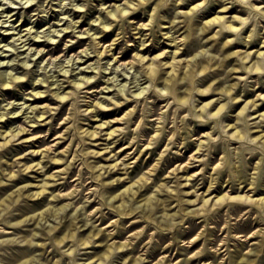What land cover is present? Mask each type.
<instances>
[{"label": "rangeland", "instance_id": "1", "mask_svg": "<svg viewBox=\"0 0 264 264\" xmlns=\"http://www.w3.org/2000/svg\"><path fill=\"white\" fill-rule=\"evenodd\" d=\"M117 5L124 9L122 14ZM225 6L231 8L223 10ZM217 14L236 16V31H220L221 25L202 29L204 21ZM67 25L68 30H62ZM35 34L47 35L35 37L40 42L32 44L29 41ZM0 41V70L4 68L25 81L13 84L12 95L6 94L0 82V112L5 113L0 119V185L7 187L0 190V202L5 199V205L9 204L0 212V264H131L139 256L146 257L143 264H154L163 255L177 264H264V206L256 200L238 198L209 206L225 192L255 199L264 196V142L263 138L254 139L264 131H257L264 128V117L253 118L264 111V56H253L256 50L264 51V0H0ZM56 46L53 55L47 54ZM86 46L90 54L82 52ZM105 47L110 50L96 55ZM163 51L166 54L160 56ZM249 51L253 53L246 57ZM140 54L146 56L142 62L138 61ZM89 55L91 59L85 62ZM153 58L167 62L163 77L147 76L146 68ZM171 60L181 76L185 70L197 68L198 60L205 66L216 60L219 63L204 73L178 80V90L188 97L182 104L174 98V86L165 88L162 82L169 75L166 71ZM92 63L95 68L87 67ZM84 75L92 76L93 86L75 85L74 79ZM219 83L234 85L236 103L223 94L220 101L225 111L215 117L210 114L213 104L200 107L221 97L216 88ZM210 86L214 87L208 95L196 91V87ZM39 90H43L42 96L34 95ZM57 90L60 95L69 93V97L60 101L54 94ZM249 100L259 104L257 113L255 106L242 110ZM96 102L103 106H96ZM119 103L123 104L119 112L103 114ZM29 105L34 109H26ZM63 105L64 113L55 118ZM132 109H136L135 114H129ZM43 110L46 113L37 117ZM249 112L252 115L248 116ZM140 121L148 129L145 133L138 128ZM235 122L236 137L231 135V126H225ZM258 122L261 128L256 126ZM40 124H44L42 129H35ZM21 125L30 130L20 139L6 134ZM87 129L101 132L90 136ZM113 129L115 132L109 134ZM48 132L49 139L40 142L39 135ZM7 139L13 141L3 145ZM187 143L190 146H185ZM178 154L182 158L167 164V157ZM191 154L195 157L190 167L173 173L181 162L190 161ZM38 162L44 166L25 169ZM115 162L119 165L111 170L100 169ZM68 163L70 171L66 173ZM11 166L17 174L14 179L7 174ZM100 172L104 173L98 176ZM53 173L58 175L51 177ZM146 175L149 178L141 187V196L137 192L132 197L124 190ZM67 176L69 181L63 184ZM103 179L107 184L114 181L116 190L102 188ZM46 181L47 190L39 196L29 197V190L20 195L17 190L27 185L30 192H37ZM66 188L77 190L68 197H54L67 192ZM97 188H102L101 193ZM137 188L135 183L133 190ZM114 194L117 197L111 198ZM150 196L156 218L141 216L140 208L123 215L116 208L124 202L129 209ZM207 198L208 208L202 210ZM67 203L58 213L45 214L39 223L29 218L20 221L24 206L31 209L29 215L41 216L48 208ZM76 207L92 224L103 228V241L57 243L46 234L48 226L59 229L65 218L73 221L69 230L78 231L76 223L82 215ZM186 207L201 212L184 215ZM102 215L106 216L103 223ZM134 220L138 222L126 231ZM192 220L198 228L187 235ZM121 229L126 232L120 235ZM143 229L146 235L140 247L129 251L130 244L99 259L109 243L126 239L137 242L136 234ZM195 234L199 238L190 245L189 239ZM195 253L197 257L191 256ZM187 257L190 259L182 263ZM247 257L256 260L248 263Z\"/></svg>", "mask_w": 264, "mask_h": 264}, {"label": "bare ground", "instance_id": "2", "mask_svg": "<svg viewBox=\"0 0 264 264\" xmlns=\"http://www.w3.org/2000/svg\"><path fill=\"white\" fill-rule=\"evenodd\" d=\"M243 1H247V0H243ZM2 2V1H1ZM16 2V1H15ZM22 2V1H21ZM199 6V5H198ZM232 7H234L235 8V6H232ZM117 8H118V10H119V14H122L123 13V8L122 7H120V5H117ZM195 7L193 6V7H191L190 8V10L189 11H185V13H188V12H190L192 9H194ZM229 8H231V7H229V6H225L224 7V9L223 10H228ZM12 11V10H11ZM19 12H20V10H19ZM110 12H112V10H109V13ZM16 14V13H15ZM15 14H12V16L13 15H15ZM137 16H140V14H138ZM19 19V18H18ZM236 20V16H227V15H219V14H217V15H215V16H213V17H211V18H208L207 20H205L204 21V25L202 26V29H204V27L205 26H207V27H212V26H214V25H221L222 27H221V29H220V31H222V30H226V31H236V26L233 24V22ZM73 25V24H72ZM71 25V26H72ZM143 26H145L146 24H142ZM68 28H69V25H67L66 27H64L62 30H64V29H67L68 30ZM6 30H9V28H6ZM57 30V29H56ZM60 30H57V32H59ZM89 31V30H88ZM28 32H32V30H31V28H29V31ZM27 32V33H28ZM27 33H25L24 35H22V36H25ZM107 34V33H106ZM105 34V35H106ZM47 34H45V35H38V34H35L34 35V37L33 38H31V40L29 41V42H31L32 41V44H36V43H38V42H40L39 40H34V38L35 37H42V36H46ZM20 38H22L21 36L20 37H18V39H20ZM49 38V37H48ZM27 39H30V37H28ZM102 39V38H101ZM22 40V39H21ZM173 40H176V37H173ZM18 41V40H17ZM24 41V40H23ZM22 41V42H23ZM43 42V41H42ZM79 42H81V43H83L82 42V40H79ZM100 42V40H98V43ZM230 42H232V40L230 41ZM0 43H1V41H0ZM264 43V42H263ZM8 44H10V43H8ZM11 44H12V42H11ZM15 43H13V45H14ZM7 45V44H6ZM16 45V44H15ZM26 45V44H25ZM24 45V46H25ZM38 45V44H37ZM4 46V45H3ZM2 46V47H3ZM17 46H18V44H17ZM102 46V48H103V44L101 45ZM109 46H111V45H109ZM150 46H151V44L149 45V46H147L146 47V49H150ZM262 46H264V44H262ZM11 48H12V45L10 46ZM14 47V46H13ZM70 48V50H71V48H72V46L71 47H69ZM15 49V48H14ZM37 49V48H36ZM57 49V46L56 47H54V48H51V49H49L48 50V52H47V54H50V53H52V52H54L55 50ZM11 50V49H10ZM43 50V47H41V48H39V52L40 51H42ZM107 50H110V49H108L107 47H105L103 50H100V51H98L97 53H96V55H99V53H104V52H106ZM152 50V49H151ZM9 51V50H8ZM86 52V54H90V52H89V50H88V48H87V46H86V48H84L83 50H82V52ZM165 51H163L162 53H160L159 55L161 56V54L163 55V53H164ZM65 53V52H64ZM63 53V54H64ZM177 53V51H175V54ZM231 53H233V52H230V54ZM253 52L252 51H249L245 56L246 57H248V56H250L251 54H252ZM77 54V53H76ZM165 54H166V52H165ZM254 55L253 56H256V57H260V56H264V51H260V50H256L255 51V53H253ZM52 55H53V53H52ZM172 55V54H171ZM77 56V55H76ZM90 57L85 61V62H87L89 59H91V55H89ZM244 56V57H245ZM116 58H119V61L121 60L120 58L121 57H119V56H115ZM136 57H137V55H136ZM172 57L173 58H175V56H173L172 55ZM145 58H146V56H144V55H142V54H140L139 55V57H138V61L139 62H142V61H144L145 60ZM248 59V58H247ZM118 60V59H117ZM150 60V59H149ZM252 60V59H251ZM70 61V60H69ZM169 61V60H168ZM125 62V61H124ZM132 62H134V61H132ZM164 62V61H163ZM162 61H160V60H158V62H155V58H153V59H151L150 60V62H149V64H148V66H147V68H146V73H147V76H149V77H151V78H154V77H157V78H160V77H163V75L161 74V72H162V70H163V66L167 63V62H164L163 63ZM129 63H131V62H129ZM219 63V61L218 60H216L215 61V63L214 64H218ZM8 64V63H7ZM120 64H121V62H120ZM126 64V63H125ZM169 64L170 65H168L169 67H170V70H167L166 72L167 73H169V75L168 76H166V77H164L163 78V80H162V82H163V84L164 85H166L165 86V88H167V87H170V86H174V89L172 90V92L174 93V98H176L180 103H182V104H185L186 102H188V97L186 96V94H184V93H181L178 89H179V86H178V80L180 79V78H185L186 76H188V75H194L196 72H199V73H204L208 68H210V67H212L214 64H209V65H207V66H205L203 63H201L199 60H198V62H197V68H189V69H187V70H185L184 72H183V74L184 75H180V74H178V72H177V67H176V63H174V61L173 60H171L170 62H169ZM87 67H92V68H95V66H93V63L92 64H89ZM234 68V67H233ZM4 69V68H3ZM0 70V82H1V84L3 85V89L7 92L6 94H10V95H12V94H15L14 92H13V90H12V86H13V84L15 83V82H22V83H25V81H24V79H23V77H21V76H18V75H14V74H10V73H8V71L7 70ZM68 70L66 69V72H67ZM76 74V73H75ZM9 78V79H8ZM75 80V85H77V87H90V86H93L92 84L93 83H91L92 82V76L91 75H84V76H80V78H76V79H74ZM73 81V80H72ZM98 82V81H97ZM53 83V82H52ZM86 83H90V85H86V86H84V84H86ZM40 84H41V86H44V82L42 81V82H40ZM48 86H51L50 84L48 85ZM57 87L58 88H60L61 86H59V85H57ZM106 87H110V86H106ZM213 87L214 86H210V87H207V88H198V87H196V91H197V93L198 94H200V95H202V96H204V95H208V94H210L211 93V90H213ZM216 88L217 89H219V92L221 93V97H218L217 99H212V100H210V101H208L207 103H203V105H201V107L200 108H204V106H207V105H209V104H213V107H212V111H210V114H212V116H215V117H218V116H220V115H222L223 114V112L225 111V109H224V105H223V103H221V101H220V98H222V95L223 94H227V95H229L231 98H232V100H234V102L236 103V89H235V87H234V85H232V84H229V85H223V84H221V83H219V84H217L216 85ZM88 91V90H87ZM91 91V90H90ZM142 91H144V89L142 90L141 89V92ZM42 93H43V90H39V91H35L34 92V95H37V94H40L41 96H42ZM54 94L58 97V98H60L59 100L60 101H63V99H65V98H68L69 97V93H66V95H60V92L57 90V91H54ZM259 96H261V95H259ZM261 98H262V96H261ZM117 103L119 102V101H116ZM95 105L96 106H98V105H100V106H103V104L101 103V102H96L95 103ZM251 106H255V109H254V112L255 113H257L258 112V106H259V104L256 102V100H249V101H247L246 102V104L243 106V109L242 110H250V107ZM64 105L62 106V108L59 110V112L57 113V115H55V118H57V117H59V116H61V114H63L64 113ZM122 107H123V104H120L119 103V105H117V106H115L114 108H112V109H109V110H105V111H103V114L104 115H111V114H114V113H117V112H119L121 109H122ZM157 106H155V108H156ZM29 108H33L34 109V107H32V106H27L26 107V109H29ZM145 107H143L142 108V110L144 109ZM155 108H151V111H153V109H154V111L156 110ZM181 109V108H180ZM184 109V108H183ZM141 110V109H140ZM202 110V109H201ZM241 110V111H242ZM136 111V109H132L130 112H129V114L130 113H134ZM25 111H23V113H24ZM158 112V111H157ZM251 112V111H250ZM248 113V116L249 115H252V113ZM8 113H10V111H8L7 112V114ZM46 113V111H44L43 110V112L41 113V114H36V116L37 117H42L44 114ZM137 113V112H136ZM153 113V112H152ZM135 114V113H134ZM4 115H5V113L4 112H0V119H2L3 117H4ZM94 115V114H93ZM136 117V116H135ZM258 117H261V118H263L264 117V111L263 112H261V113H258L257 115H255L253 118H258ZM117 120H120V119H116L115 121H117ZM111 121H108V124L110 123ZM143 121H140V123H139V127L138 128H140V130L142 131V132H146L148 129H147V127L145 126V124L144 123H142ZM207 125H208V123H206ZM42 126H44V124H40V125H37L36 127H35V129H37V130H40V129H42ZM101 126H103V124H101ZM225 126H231V129H233L234 131H232V133H231V135L232 136H234V137H236V131H237V129H236V122L235 123H226L225 124ZM256 126H258V127H260L261 128V126H262V124L260 123V122H258L257 124H256ZM264 126V125H263ZM258 127H257V129H258ZM200 128V127H199ZM53 129V126L52 127H50L49 128V130L51 131ZM30 129L29 128H27V126H23V125H21L20 127H13V128H11L10 129V133L5 129V130H3V132H1V135H4V132L5 131H7L6 132V134H8V135H12L13 137H17V136H19L17 139H20L21 137H23V135L25 134V133H28V131H29ZM116 130V129H115ZM264 130V128L263 129H258L257 131H263ZM87 131H88V133H89V135L90 136H95V135H97V134H99L101 131H97L96 129H93V130H88L87 129ZM115 131H114V129L112 130V131H110V132H108L109 134H113ZM7 135V136H8ZM50 135H51V132H48V133H46L45 135H39V138H38V140L40 141V142H45V141H47L48 139H49V137H50ZM255 138H263V142H264V131L263 132H260L259 134H257L256 135V137H254V139ZM178 139V138H177ZM12 139H7V141H5L4 143H2L3 145L4 144H8V142H10ZM163 140V139H162ZM13 141V140H12ZM158 141L159 142H161V139L159 140V138H158ZM151 142V141H150ZM185 143V142H184ZM185 146H190V143H187V144H185ZM202 148V145H200L199 146V150ZM97 152H99V151H96V153ZM184 152V151H183ZM172 156V155H171ZM182 155H175V156H172V157H167L166 158V162H167V164L168 163H171L173 160H175V159H180V158H182L181 157ZM195 156H193V154H191L190 156H189V158H190V161H187V162H185V163H180L176 168H174L173 170H172V172L173 173H177V170H180V168H183L184 169V171L185 170H187L189 167H190V163L192 162V158H194ZM60 158H58V157H53V160H55V161H58ZM181 161H183V160H181ZM70 164L71 163H68V165H67V172L66 173H68L70 170ZM119 165V163L118 162H115V163H113V164H109L108 166H105V165H102L101 166V168L100 169H104L105 168V171L104 172H106V171H108V170H111L112 168H114V167H116V166H118ZM35 166H38L37 167V169L38 168H41V167H43L44 165H41V162H38V163H36V164H32V165H26V167H25V169H28V168H31V167H35ZM110 167H111V169H110ZM104 172H100L99 174H98V176H100V175H102ZM7 174H9L10 175V177L12 178V179H14V177H16V172H15V170H13L12 169V166H11V169H10V171H9V173H7ZM56 175H58V174H56V173H53V174H51L50 176L51 177H55ZM23 177V176H22ZM24 178V177H23ZM66 178V177H65ZM148 178H149V176H143V177H141V179H139V180H137V181H135V182H133V183H131L130 185H128L124 190L125 191H127V192H129V194H132V197H134L136 194H137V192H139V196H141L142 195V193H140V191H141V187L143 186V184L144 183H146V181L148 180ZM76 178H74L73 180H75ZM120 178H118V180H119ZM231 179V178H230ZM68 176H67V178H66V180L63 182V184H65V183H68ZM141 181H143V182H141ZM234 181V180H233ZM0 182H3V180H0ZM114 181H110L108 184L106 183V181L103 179V181L101 182V186H102V188H106V189H108V190H110L111 192H113L114 190H116V185L113 183ZM48 181H46L45 183H44V185H41L40 186V188H39V191H37V192H30V188H28L27 187V185H24V186H22V187H20V188H18L17 190H20L19 191V194L20 195H24L25 193H26V191H24V190H29L28 191V196L29 197H34V196H39L41 193H43L45 190H47V187H48ZM135 183H138V188L136 189V190H133V187H134V185H135ZM251 183L253 184V183H255V180H252L251 181ZM60 184V183H59ZM59 186V185H58ZM220 186V185H219ZM211 187H212V185H210L208 188H207V190H209V189H211ZM102 188H97V190H98V193H101V189ZM4 189H7V187L5 186V185H0V190H4ZM67 189V188H66ZM213 189H216V187H214ZM74 190H77V189H67V192H65V193H58V194H54V197H58V195H59V197H68L69 195H72L73 193H74ZM231 190H233V188L231 189ZM121 194L122 193H120V194H118V195H120L121 196ZM202 196V195H201ZM200 196V197H201ZM9 197H11V201L12 200H14L13 199V197L11 196V195H9ZM114 197H117V194L115 195H112V197L111 198H114ZM198 197V196H197ZM203 197H205V194H204V196ZM203 197H201V198H203ZM234 198H238V199H240V200H250V201H254V200H256V201H258L260 204H262V206H264V196H262V197H260L259 199H255V198H253L252 196H250V195H248V194H246V195H237V196H235V195H231L229 192H225L224 194H222V195H220L216 200H215V202L213 201V202H210V199H205L204 201H203V205H202V210H205V209H207L208 207H207V205H208V203L210 202V205L209 206H211L212 204L213 205H216V204H218V203H223L225 200H230V199H234ZM153 197H147L146 199H145V202L144 203H140V204H133V205H130V207H129V209H125V204H124V202H122V203H120L119 205H117L116 206V208H117V210H118V212L121 214V215H123V214H127V213H134L138 208H140V211H142L143 212V214L141 215V216H144V217H153V218H156V216H154V212H153V209H154V203H153ZM196 199H190V201L191 202H193V201H195ZM212 200V199H211ZM106 203H108V202H106ZM6 204V201H5V199L4 200H2L1 202H0V212H1V210L2 209H5L7 206H9V204H8V202H7V206L5 205ZM68 204L69 203H67V204H64L63 206H61V207H57V208H48L45 212H42V214H41V216H40V214H37V216H35L36 214H31V215H29V212L31 211V209L29 208V207H26V206H24V207H22L21 208V217H24V218H22L20 221H26L28 218H29V220L30 219H35V221L37 220L38 221V223L41 221V219H43L45 216V214H48V213H51V214H56V213H58L60 210H63L64 208H66L67 206H68ZM241 205L242 204H240L239 205V207H241ZM77 208V207H76ZM76 210H78V208L76 209ZM80 213H79V216L80 215H82L81 216V218L78 220V222L76 223V225H77V230L78 231H70L69 229L71 228V226L73 225V221L70 219V218H65L64 220H63V222H62V226H60V228L59 229H57V225H52V226H48V228H47V232H46V234H49V236H51L57 243H65L66 242V244L67 243H69L70 241H75V242H79V244H83V245H87L88 243H96L97 241H103V238H104V236H103V228L102 227H100V226H97V225H94V224H92V222H90V219H88L87 217H85L84 216V212H82L81 211V209H79L78 210ZM192 212H197V213H199V212H201V211H197V210H192V209H189L188 207H186V208H184V215H190ZM8 223H10V221L9 220H7V219H5ZM106 220V216H103L102 215V217H101V221H102V223L104 222ZM194 220V219H193ZM191 221V225L189 226V230L187 231V235H190V234H193V233H195V231L197 230V228H198V225H197V223L195 222V221ZM248 221V220H247ZM81 222V223H80ZM136 222H138V220H134L133 222H132V224L131 225H129L127 228L125 227V230L126 231H129V230H131V228L134 226V224L136 223ZM158 222H162V220H158ZM80 223V224H79ZM112 223H109L107 226H109V225H111ZM170 224H174V222L173 221H171V223ZM83 227V228H82ZM2 229H5V227L4 226H2ZM81 229H83V231L81 232V231H79V230H81ZM124 229H121V230H119L118 231V234H119V232H121L120 233V235L121 234H123V233H125L126 231H125ZM259 231H261V229L260 230H258V231H253V232H250V233H248V237H250V236H253V235H255V234H257ZM111 234V233H110ZM137 240H138V238H139V240L137 241V242H135V241H132L131 239H126L125 241H121V242H113V243H109L108 245H107V247L104 249V251L102 252V253H100L99 255H98V257H99V259H106V258H108L109 256H111V253L112 252H114V251H117V250H124L126 247H129L130 246V244H132V247L131 248H128L127 250H129V251H133V250H135L137 247H140V243H142L143 242V240H144V238H145V235H146V233H145V231H144V229L143 230H141L140 232H138L137 234ZM164 238V237H163ZM198 238H199V235L198 234H195V235H193L190 239H189V242H190V245L191 244H195L196 243V241L198 240ZM159 244V243H158ZM171 245V244H170ZM156 246V245H155ZM154 246V247H155ZM158 246V245H157ZM167 246V245H166ZM159 247V246H158ZM169 244H168V246H167V248H166V250L167 249H169ZM156 248V247H155ZM165 248V247H164ZM221 248V247H220ZM220 248H217V250H216V252H218V250H220ZM150 249V248H149ZM151 250V249H150ZM157 251V250H156ZM255 252V251H254ZM157 253H158V251H157ZM25 254V252H22V254L21 255H24ZM156 254V253H155ZM148 256V255H147ZM191 256H193V257H197L196 256V253L195 254H193V255H191ZM168 255H163V256H161L160 257V259H158V261L156 262V263H154V264H177V263H174V262H168ZM145 259H146V257H135L133 260H132V262H131V264H143V262L145 261ZM190 259V257H187V258H185V259H183L182 260V263H186L188 260ZM238 259L239 258H237V259H235L234 261H238ZM240 259H243V256L240 258ZM247 262L249 263H251V262H253V261H255L256 259L255 258H251V257H247ZM92 261V260H91ZM26 261H23L22 263H20V264H23V263H25ZM95 262V261H94ZM85 264V263H84ZM86 264H88V263H86ZM238 264V263H237Z\"/></svg>", "mask_w": 264, "mask_h": 264}, {"label": "clouds", "instance_id": "3", "mask_svg": "<svg viewBox=\"0 0 264 264\" xmlns=\"http://www.w3.org/2000/svg\"><path fill=\"white\" fill-rule=\"evenodd\" d=\"M5 2H7V0H5Z\"/></svg>", "mask_w": 264, "mask_h": 264}]
</instances>
